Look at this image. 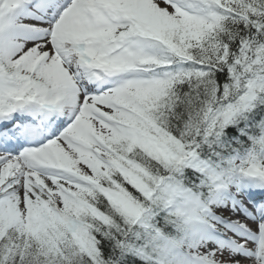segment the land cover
<instances>
[{"label":"snow or ice","instance_id":"snow-or-ice-1","mask_svg":"<svg viewBox=\"0 0 264 264\" xmlns=\"http://www.w3.org/2000/svg\"><path fill=\"white\" fill-rule=\"evenodd\" d=\"M0 264H264V0H0Z\"/></svg>","mask_w":264,"mask_h":264}]
</instances>
